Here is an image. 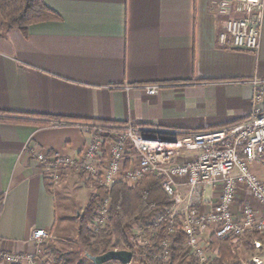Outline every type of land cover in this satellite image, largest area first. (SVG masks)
<instances>
[{
  "label": "crops",
  "instance_id": "1",
  "mask_svg": "<svg viewBox=\"0 0 264 264\" xmlns=\"http://www.w3.org/2000/svg\"><path fill=\"white\" fill-rule=\"evenodd\" d=\"M219 1L45 0L60 19L26 34H2L0 13V251L35 252L32 231L56 225L62 182L46 178L29 144L75 155L89 140L86 125L134 122L170 134L251 115L253 81L264 79V9L259 49H237L218 41ZM148 84L162 87L149 94ZM238 191L240 216L250 199ZM220 193L202 186L192 203L211 210Z\"/></svg>",
  "mask_w": 264,
  "mask_h": 264
},
{
  "label": "built area",
  "instance_id": "2",
  "mask_svg": "<svg viewBox=\"0 0 264 264\" xmlns=\"http://www.w3.org/2000/svg\"><path fill=\"white\" fill-rule=\"evenodd\" d=\"M264 0H220L218 41L237 49L257 51L261 41ZM253 112L247 118L220 127L181 133L152 132L134 122L125 124L86 125L88 142L75 155L46 152L29 144L26 151L44 167V175L53 185H59L67 171L83 172L99 185L111 188L122 182L135 185L147 175L164 179L163 188L175 204L186 205L180 225L185 233V247L198 260L197 264H213L211 238L228 237L237 241L247 233L264 234V180L256 165L264 168V79L255 78ZM149 94L159 92L162 85H143ZM220 185L217 205L208 211L194 206L192 199L202 186ZM187 189L186 197L182 189ZM246 191L240 216L234 211L239 189ZM111 196H105L97 207L91 223L93 234L109 224ZM177 215L173 206L159 212L148 224L155 229L166 221V237L160 241L164 248L159 257L169 260L171 235L177 230ZM136 234H144L138 223ZM49 236L45 228L32 231L29 241L36 251L11 253L0 251V264H44L42 246ZM143 242V240H142ZM147 243L143 242V244ZM257 251L263 249L255 239ZM252 256L255 264H264V256Z\"/></svg>",
  "mask_w": 264,
  "mask_h": 264
},
{
  "label": "trees",
  "instance_id": "3",
  "mask_svg": "<svg viewBox=\"0 0 264 264\" xmlns=\"http://www.w3.org/2000/svg\"><path fill=\"white\" fill-rule=\"evenodd\" d=\"M0 13L3 19L2 34H6L12 28H19L26 34L32 24L60 19V15L49 7L45 0H0ZM79 177L86 183L94 180L85 172L79 174ZM163 183L162 176L150 174L135 185L117 182L111 188L98 186L90 195L79 217L77 242L82 251L85 254L91 252L99 255L110 249H128L134 253L132 262L139 264H197L198 260L185 247V233L180 222L175 233L171 235L172 244L168 247L169 260L167 262L159 257L164 249L160 241L167 236L166 221L159 225L158 233L151 236L145 244L140 241L141 234L134 232L136 224H149L159 212L170 209L175 204L174 199L165 192ZM105 196L112 198L109 224L93 234L91 223L98 205ZM263 235L247 233L239 240L250 243L256 238H262ZM211 245L220 247V257L213 264H240L237 260V251L230 238L212 236ZM253 248L252 256L256 254L255 246Z\"/></svg>",
  "mask_w": 264,
  "mask_h": 264
},
{
  "label": "rangeland",
  "instance_id": "4",
  "mask_svg": "<svg viewBox=\"0 0 264 264\" xmlns=\"http://www.w3.org/2000/svg\"><path fill=\"white\" fill-rule=\"evenodd\" d=\"M93 180V179H92ZM61 189H63L62 197L58 200L57 205V221L49 236L42 246L44 264H94L82 251L77 242V229L79 217L82 215L90 195L100 186L95 180L86 183L81 180L79 174L74 171H67L62 179ZM171 197V196H170ZM182 204V203H181ZM180 203L176 205H181ZM185 204V203H183ZM175 205H173L174 208ZM174 210L178 213L177 222H180L184 210ZM144 234L140 241H148L151 236L158 233V228L146 224ZM136 232V229L135 231ZM260 240L264 246V235ZM255 240V239H254ZM238 255L240 264H255L252 261V253H254V241L247 243L232 240ZM214 257L212 263H216L220 257V247L212 246ZM264 253V248L261 249ZM257 253V252H256ZM105 264H121L120 262H107ZM130 264H139L131 262Z\"/></svg>",
  "mask_w": 264,
  "mask_h": 264
},
{
  "label": "water",
  "instance_id": "5",
  "mask_svg": "<svg viewBox=\"0 0 264 264\" xmlns=\"http://www.w3.org/2000/svg\"><path fill=\"white\" fill-rule=\"evenodd\" d=\"M86 256L94 264H105L111 261H118L122 264H130L133 260L134 253L128 249H110L107 252L99 255L86 252Z\"/></svg>",
  "mask_w": 264,
  "mask_h": 264
}]
</instances>
